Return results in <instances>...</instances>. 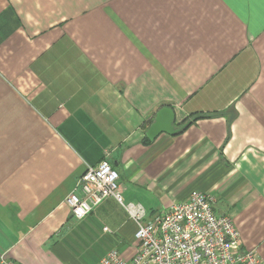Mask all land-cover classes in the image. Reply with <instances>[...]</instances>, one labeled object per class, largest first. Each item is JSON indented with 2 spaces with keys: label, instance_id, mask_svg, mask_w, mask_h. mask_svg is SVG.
Returning a JSON list of instances; mask_svg holds the SVG:
<instances>
[{
  "label": "crops",
  "instance_id": "obj_1",
  "mask_svg": "<svg viewBox=\"0 0 264 264\" xmlns=\"http://www.w3.org/2000/svg\"><path fill=\"white\" fill-rule=\"evenodd\" d=\"M162 108L190 125L148 140ZM102 160L148 214L212 194L264 262V0H0V254L130 259L113 198L81 220L64 201Z\"/></svg>",
  "mask_w": 264,
  "mask_h": 264
},
{
  "label": "built area",
  "instance_id": "obj_2",
  "mask_svg": "<svg viewBox=\"0 0 264 264\" xmlns=\"http://www.w3.org/2000/svg\"><path fill=\"white\" fill-rule=\"evenodd\" d=\"M117 177L105 160L87 166L64 200L72 217L81 220L113 198L136 225L134 255L126 259L113 250L100 264H264L255 250L240 248L231 219L214 213L212 194L193 191L164 212L148 214L139 204L123 202ZM0 264L16 263L1 253Z\"/></svg>",
  "mask_w": 264,
  "mask_h": 264
},
{
  "label": "water",
  "instance_id": "obj_3",
  "mask_svg": "<svg viewBox=\"0 0 264 264\" xmlns=\"http://www.w3.org/2000/svg\"><path fill=\"white\" fill-rule=\"evenodd\" d=\"M173 121L174 113L170 108L160 109L155 115L154 122L150 124L146 132L147 139L154 140L161 133L176 135L178 130L174 129Z\"/></svg>",
  "mask_w": 264,
  "mask_h": 264
},
{
  "label": "rangeland",
  "instance_id": "obj_4",
  "mask_svg": "<svg viewBox=\"0 0 264 264\" xmlns=\"http://www.w3.org/2000/svg\"><path fill=\"white\" fill-rule=\"evenodd\" d=\"M102 251V249H99V248H89V252H88V255L91 256V257H94L95 255H98L100 252Z\"/></svg>",
  "mask_w": 264,
  "mask_h": 264
},
{
  "label": "trees",
  "instance_id": "obj_5",
  "mask_svg": "<svg viewBox=\"0 0 264 264\" xmlns=\"http://www.w3.org/2000/svg\"><path fill=\"white\" fill-rule=\"evenodd\" d=\"M188 125H190V123H188V122H185V121H183L182 123H179V128H177V133L176 134H179V133H181L182 131H184L187 127H188ZM145 143V142H144Z\"/></svg>",
  "mask_w": 264,
  "mask_h": 264
}]
</instances>
